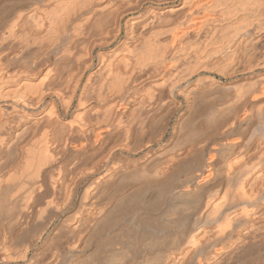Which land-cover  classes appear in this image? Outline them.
<instances>
[{
  "label": "bare ground",
  "instance_id": "6f19581e",
  "mask_svg": "<svg viewBox=\"0 0 264 264\" xmlns=\"http://www.w3.org/2000/svg\"><path fill=\"white\" fill-rule=\"evenodd\" d=\"M0 264H264V0H0Z\"/></svg>",
  "mask_w": 264,
  "mask_h": 264
}]
</instances>
